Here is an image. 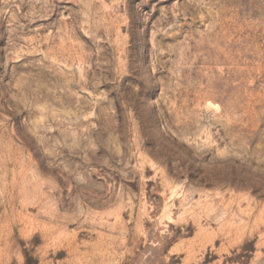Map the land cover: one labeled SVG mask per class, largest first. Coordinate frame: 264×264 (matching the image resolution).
Returning a JSON list of instances; mask_svg holds the SVG:
<instances>
[{
  "label": "rangeland",
  "instance_id": "rangeland-1",
  "mask_svg": "<svg viewBox=\"0 0 264 264\" xmlns=\"http://www.w3.org/2000/svg\"><path fill=\"white\" fill-rule=\"evenodd\" d=\"M0 264H264V0H0Z\"/></svg>",
  "mask_w": 264,
  "mask_h": 264
}]
</instances>
